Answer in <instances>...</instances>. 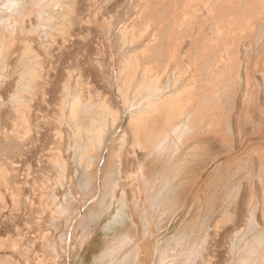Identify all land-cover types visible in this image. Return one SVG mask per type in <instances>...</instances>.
I'll return each mask as SVG.
<instances>
[{
  "label": "rangeland",
  "instance_id": "rangeland-1",
  "mask_svg": "<svg viewBox=\"0 0 264 264\" xmlns=\"http://www.w3.org/2000/svg\"><path fill=\"white\" fill-rule=\"evenodd\" d=\"M69 3L65 32L41 27L31 0L16 12L26 21L25 32L9 25L8 13L0 17L8 39L0 80V264H99L108 251L102 264H166L164 250L173 248L177 261L170 264H264V0ZM54 12L56 22L63 20ZM123 26L127 43L118 40ZM24 61L42 70L33 91L24 93L26 122L10 101ZM145 74L169 86L173 123L186 125L181 131L170 126L171 137L155 141H165L159 149L136 146L140 138L133 133L144 140V128L129 126L116 90L130 75L133 91ZM71 93L89 106L79 114L82 124L95 122L108 107L118 111L106 141L113 137L116 146L128 132L121 171L108 180L113 185H105L106 169L98 172L100 149L75 155L71 129L61 118ZM103 155L109 161V152ZM174 171V206H154ZM123 189L129 208L115 220ZM101 198L105 209L92 218L89 210ZM191 227L193 240L183 241V230ZM194 243L202 256L193 262Z\"/></svg>",
  "mask_w": 264,
  "mask_h": 264
},
{
  "label": "bare ground",
  "instance_id": "bare-ground-1",
  "mask_svg": "<svg viewBox=\"0 0 264 264\" xmlns=\"http://www.w3.org/2000/svg\"><path fill=\"white\" fill-rule=\"evenodd\" d=\"M31 2H32L33 6H34V10L36 8V11L35 12L37 14L36 13L35 14L38 17V23H39V25H41V27H44L45 29H48V30H57L58 29V30H60L62 32H65V28L67 26V23H65V22L67 21V18L66 17L68 16L67 11H70V3H69V0H54L51 4H48V5H46L45 0H31ZM19 3H23V4L20 6V8L18 10H16V11L13 10L12 12L9 11L11 8L12 9H15V5H19ZM26 5H28V0H0V17H1V15L3 13H8L9 14V19L10 18H13V23L12 24L11 23L9 24V21H8L7 24H9L10 26H12L13 28L15 26L19 25V28L21 30L23 29V32H25V29L27 27L24 26V22H26V21L24 20V18H18L17 15H16V12L22 10L25 7L27 8ZM55 8H57V9H55ZM54 10H58V11L61 12L60 13V17H63V20H60V22H56V19L57 18L55 17L56 14H54L55 13ZM29 11H31V10H29ZM20 13L22 14L23 12L20 11ZM5 20H6L5 22H7V18ZM1 21L2 20H0V24H1ZM61 21H63V23ZM2 24H3V21H2ZM2 24H1V26H4ZM7 24H5V25H7ZM5 27H7V26H5ZM119 27L117 29L120 32V35H118V40H120L123 43H127V42L131 41L129 39V37H128V31H127L126 27L125 28H124V26L122 28H119ZM113 39H115V38H113ZM7 40H6L5 36H4V34L2 33V31L0 30V80H1V75L4 74L5 68H6L3 63L5 62L4 59H5V54H6V44H7ZM111 41H114V40H111ZM22 63L24 64V68L22 70L21 77L17 81V88L16 89H18V90H17L16 93L13 92V96H12V98H11L10 101L12 103V107H14L13 109L16 110L15 113L24 116V119L23 120L26 122V121H28V119L25 116V114H26L25 112H26V110H29V109H26V107H27V100L24 97V93L25 92H31V91H33V89H34V87L36 85L35 81L39 77V75L41 74V71L42 70L40 71L39 68H36L35 65H37V64L34 63L33 61H28V62L27 61H24ZM125 70H126V66L123 67V71H125ZM145 72H146V70H145ZM133 81H134V77L133 76H130V75L125 76L124 78H122V82L118 85V88H116V90H119V92L121 93L120 96L123 97L122 99L124 101V103H122V105L125 104L126 112L129 113V126L131 124L132 125V128H133L134 126H138L139 125L140 127H143L144 128V133H143L144 140H142V138H141L142 136H140L139 133H136V132L133 133V135H135L137 138H140V139H138L135 142V144H136L137 147H139V149H143V150H146L147 148H150L151 146H153V147L155 146L157 149H159L161 147V145L165 141L162 142L163 139L161 138V140L159 141L161 143L159 144L157 142L156 145H155V141L157 139H159L162 135L166 136V133H167V135H169V133L167 131H169V130L172 131L171 130L172 128L169 129V127L170 126L172 127L173 124H174L173 125L174 131H176L180 127V125L178 123L177 124L176 123H173V119L172 118H175V117H173L172 112H170V108L176 105L175 98L174 97H171L170 94H167V95L165 94L166 91H168L167 88L169 86L160 85L161 83L159 84V81L158 80H155L153 77H150L147 74H145L141 78V80L139 81V83H137V85H135L134 90L131 91V88L133 87ZM116 86H117V84H116ZM179 87H180V85H179ZM214 94H218V93H214ZM119 100H121V98ZM64 105L68 107V111H66V109L63 108L61 110V114H62V117L61 118H62L63 121H65L67 123V125L71 129V135H72V137L74 139L73 141H74V144H75V149H74L75 155H79V157H81L80 155H82V153H85V155H88L89 153L93 152V150L95 148H97V150L100 149L102 151V153H101V155H99L100 158H98V160H99L98 161V172L101 171L102 169H106L107 170L106 173H105V175H104V176H106V178L104 177L105 178L104 182H105V185H106L109 182L108 180L111 179L110 176H111V173L112 172H114L116 169H119V171H121V167H120L119 160H120V157H121L122 148L125 146L126 139L128 138V136H127L128 132L125 129L124 132H123V134L121 135V140L119 141V143H117L118 145H116V146L112 145V142H113L112 139H113V137H112L111 140H109L110 142L105 140V138L107 136L106 134H107V132H109L108 131V128H109V120H110V118L116 120L118 118V113H117L118 111H115L112 108H109L108 107V109H106V111H103L100 115H97L96 116L95 122H93V123L90 122V123L82 124V123L79 122V120H80L79 114L80 113L81 114H85L86 110L89 109V106L86 104L85 99H83L80 94H72V93L71 94H67V98L64 101ZM196 112H197V110H196ZM199 120H200V118H199ZM182 121H181V126H182ZM186 122L187 121H185V123ZM26 126H27V124H26ZM183 126H185V128H186V125H184V123H183ZM183 126H182L181 129L184 128ZM181 129H179V130L181 131ZM171 133H173V132H171ZM173 135H174V133H173ZM176 136H178V135H176ZM169 137H171V136L169 135ZM174 145H176V144H174ZM177 147H179V146H177ZM193 147H195V146H193ZM104 150L107 153L109 152V155H110L109 161L103 155V152H105ZM214 160L215 159H213L212 161H214ZM55 164L58 167H61V168L65 166V163H64V160H63L62 157H58L55 160ZM207 167L209 168V164H206L205 165V167L203 168V171H201V174L196 178L194 184L197 183L199 177L203 175L204 171L206 169H208ZM108 170H109V172H108ZM144 173H145V171H144ZM140 175H142V172L140 173ZM143 175H142V177H143ZM178 175L179 174L174 171L172 174L169 175V177L166 178L165 183L162 186V189L157 193V195H155L154 202H152V204L154 206L155 205L157 207H160L161 206L165 210H167V209L169 210V208H172L174 206V198H175V194L174 193L176 191V187L173 188L171 186V183H172L173 180H175L178 177ZM97 177H99V176H97ZM144 177H145V175H144ZM229 178H230V176H229ZM112 181H115V180H112ZM112 181H110L109 183L111 184ZM58 182H60V180H58ZM115 184H117V183H115ZM111 185H113V184H111ZM236 185H238V184H236ZM169 187L171 188L172 192H169L168 191V188ZM236 187H234V188H236ZM110 188H109V190H110ZM232 188H233V186H232ZM232 188L230 189V191L232 190ZM222 189L224 190V188H222ZM106 190H108V189H106ZM227 191L229 192V190H227ZM110 193H112V191ZM113 197H114V195H113ZM113 197H112V199H113ZM96 198H97V196H96ZM102 198L97 203V206L95 204L96 207L94 209H90L89 210V215L92 218L95 217L96 215H98L97 212L100 211L99 210L100 208L103 209V206L105 205L104 204L105 197H104V200ZM127 198L128 197L126 196V191H125V189H123V192H122L121 196L118 198V210H116L117 211V215H115V217L113 216L115 220L117 219V217H119L120 214H126L127 213V207H128V199ZM224 199H226V198H224ZM225 201H228V199L225 200ZM111 204H112V201H111ZM226 207H225V209H226ZM256 207H255V209H256ZM135 208H136V206H135ZM104 209H105V206H104ZM75 217L76 216H74V218ZM123 217H126V216L123 215ZM142 219H143V221H144L145 224H148L149 223V222L146 223L147 222L146 216L143 215L142 216ZM192 238H194V228H192V227L191 228H185V230H183V232H182V240L183 241H186L187 240V242H189V241H192L193 240ZM207 238H208V235H205V237L203 239L204 242L203 241L202 242L205 243L207 241ZM183 241H181V244L183 243ZM197 243H199V242H197ZM176 245H179V243L178 244L176 243ZM173 249H172V251L171 250L168 251L167 249L164 250V251H166V253L164 254V256L166 255L165 257L168 258V261H166V264H168V263L170 264L172 259L173 260L177 259L176 258L177 257V254H175V251ZM191 249H192V251L190 252L189 255L191 256V258L193 259V262H194V261H196V258L197 257L202 256V253H201V250L202 249H201V246L197 245L196 243H194L192 245ZM100 253H102V252H100ZM108 253H109V251H108ZM108 253L99 255L100 256L99 257V260H100V263L99 264L104 263L105 258H107V256H109ZM179 254H182V253H179ZM136 256H137V252H136ZM190 256H188V257H190ZM165 260H161V261H165ZM189 260H187V261L189 262ZM175 261H177V260H175ZM172 262H174V261H172ZM163 264H164V262H163ZM172 264H175V263H172Z\"/></svg>",
  "mask_w": 264,
  "mask_h": 264
}]
</instances>
